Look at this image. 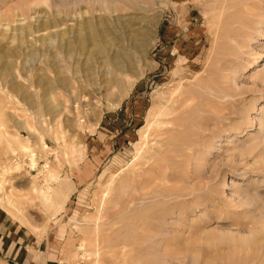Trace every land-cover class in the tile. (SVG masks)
Listing matches in <instances>:
<instances>
[{"label":"rangeland","instance_id":"1","mask_svg":"<svg viewBox=\"0 0 264 264\" xmlns=\"http://www.w3.org/2000/svg\"><path fill=\"white\" fill-rule=\"evenodd\" d=\"M0 122V264H264V0H0Z\"/></svg>","mask_w":264,"mask_h":264},{"label":"bare ground","instance_id":"2","mask_svg":"<svg viewBox=\"0 0 264 264\" xmlns=\"http://www.w3.org/2000/svg\"><path fill=\"white\" fill-rule=\"evenodd\" d=\"M244 6L247 7L246 4H244L243 6H240V7L238 6L234 8L232 11H230L228 15L225 17L224 22H223L222 30H223V35H224L223 36L224 43H223V47L221 48V52H220L222 54V58H221L222 60L218 68V74H217V79L215 82V87L207 86V88L211 91V93L213 92L214 89L217 90L215 91V93L217 92L218 95L215 97L220 100L222 99L234 100L235 96L239 94L238 92H235L234 87L231 86V83H234L235 81V78H234L235 70L238 67L236 59L240 54L238 52L242 50L243 44L245 42L244 40H242V37L244 35H247V29L249 28L248 18L246 17L247 11L245 10ZM137 57L138 55L137 56L131 55L129 52H126L124 48L117 47L116 49L110 51L107 58L111 60L112 62H116V63L121 58V61L124 66L123 72L125 73V72H135L133 70L135 69L134 63L136 62L135 59ZM13 79L14 78L11 77V80ZM21 88L20 87L17 88L19 92L21 91ZM2 126H3V123L0 122V137L2 135V131H1ZM43 147H46V145L44 144ZM7 148H10L12 150L14 149L10 142H7L6 149ZM20 149L22 151H28V147L23 144H20ZM29 156H30L31 163L35 164L34 158H33L35 155L31 154ZM51 175L54 176V174H51Z\"/></svg>","mask_w":264,"mask_h":264},{"label":"built area","instance_id":"3","mask_svg":"<svg viewBox=\"0 0 264 264\" xmlns=\"http://www.w3.org/2000/svg\"><path fill=\"white\" fill-rule=\"evenodd\" d=\"M18 156H14V160L17 159Z\"/></svg>","mask_w":264,"mask_h":264}]
</instances>
